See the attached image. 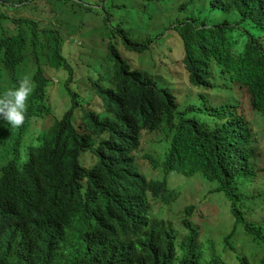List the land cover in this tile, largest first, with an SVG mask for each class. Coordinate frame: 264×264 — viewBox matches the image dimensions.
Returning a JSON list of instances; mask_svg holds the SVG:
<instances>
[{"label": "trees", "instance_id": "1", "mask_svg": "<svg viewBox=\"0 0 264 264\" xmlns=\"http://www.w3.org/2000/svg\"><path fill=\"white\" fill-rule=\"evenodd\" d=\"M88 1L95 7L76 0H0V62L4 66L0 79H4V91L18 86L27 76L28 66L36 84L25 124L13 129L0 120V144L12 141L22 149L26 139H33L40 145L24 153L25 161L16 154L15 162L0 172V215L27 222L39 216L41 232L47 237L49 230L69 229L71 215L77 217L75 232H79L84 222L76 211L77 204L87 208V229L82 226L80 231H86L96 248L76 264H219V259L208 261L205 257L207 247H213L212 233L200 235L199 227L187 217L183 219L185 233L181 234L170 222L146 215L145 198L141 216L136 212L125 215L122 208L110 204V191L103 185L112 170H119L110 169L115 146L126 138L138 137L143 130L165 131L169 121L148 100L149 87L158 88L154 77L126 57L115 40L118 36L127 50L146 55L155 52L151 37L120 29L117 23L112 38L111 28H106L111 38L105 46L106 57L88 48L79 56L80 70L74 67L76 52L82 48L79 40L92 31L91 17L78 8L84 6L86 12L102 15L107 27L111 20L117 22L112 14L119 7L117 0ZM151 1L165 0L146 3L153 4ZM189 1L182 9L193 2ZM221 2L248 20L244 27L249 35L261 33L264 0ZM173 33L186 42L188 56L203 55L207 65L216 60L219 51L227 49L229 38L223 29L198 30V25L181 24L174 25ZM238 35L242 44L248 43L246 34ZM240 65L242 80L251 87L252 107L264 113V60L256 50H250ZM58 88L63 90L62 101L66 103L60 116L55 113L53 98ZM160 91L176 99L169 89ZM130 94L136 99H130ZM50 117L54 122L48 125ZM86 152L97 160L96 165L81 163ZM242 169L257 176V167L244 165ZM243 222L241 215L237 223ZM245 225L247 234L263 248L260 258L251 262L243 252L234 250L230 242L233 231L224 238V250L233 249L236 264H264V229L249 221ZM31 242L32 238L18 243L0 232V264H67L66 258L51 255L48 238L37 237L34 248Z\"/></svg>", "mask_w": 264, "mask_h": 264}, {"label": "clouds", "instance_id": "2", "mask_svg": "<svg viewBox=\"0 0 264 264\" xmlns=\"http://www.w3.org/2000/svg\"><path fill=\"white\" fill-rule=\"evenodd\" d=\"M189 2L188 0L185 3ZM152 3L158 4L160 1ZM192 4H195V0L189 6ZM178 9L183 10L181 6ZM212 9L225 13H235L236 16L233 17L232 21L214 26L208 24L206 20L200 21L195 18L186 19L182 25L184 27L190 24L198 25V30L223 29L229 38L226 41V51H219L216 60H211L207 65L203 55L188 56L187 48H185L186 42L182 40L184 50L169 66L167 57L174 55L172 50L178 34L173 33L174 24L170 23L163 35L169 39L167 46L161 50L163 58L159 60L157 66L153 67L157 71L156 67L163 64L165 69H168L174 78L173 85L178 95L187 94L184 86L187 80L192 87L207 89V92L203 93L201 97L208 103V106L205 107V110L192 105L181 107L174 91L170 87H163L169 89L176 96V99L171 94L160 91L162 89L158 85L160 79L150 72L158 88L149 87L151 91L148 100L152 101L156 108L166 115L169 121L168 128L165 131L143 130L138 137H130L120 141L113 149V161L110 163V169L119 170H112L106 176L107 182L103 187H107L110 191L111 206H119L125 215L127 212L131 214L136 212L137 215L141 216L142 199L145 198L147 201L145 214L152 217H155L151 211L153 208L152 200L171 207L185 201L203 200L208 194H211L210 197L214 194H222L225 199L224 203L229 204L233 217L230 231L226 235L228 236L232 231L235 233L230 238L231 242L238 227L244 228L245 223L250 220L247 219L242 206L244 202L243 187L247 182H251L255 176L252 175L251 170L244 171L242 166L253 167L252 162L258 154L256 133L246 112V107L250 105L251 114L261 116L260 120L264 122V113L258 109L254 110L252 107L251 87L242 80L240 64L250 50H256L264 60V26H260L261 33L257 36L249 35L244 27V22L248 20H245L240 12L229 10L221 0H214ZM92 29H97V27ZM239 32L246 34L249 39L248 43H241ZM105 33L108 36L106 27ZM110 39L108 36V41ZM151 46L155 52L159 50L153 40ZM236 49L237 51H235ZM137 63L141 64L143 68L146 67L145 61ZM218 70L222 78L220 82L216 80ZM35 88L36 84L31 77L25 76L19 80L18 86L9 88L0 94V120L6 121L13 129L22 127L27 117L28 102ZM215 89L229 91L233 97L224 100L215 99L209 95V92ZM55 95L53 92V98ZM57 96L60 98V103L56 105L54 99V106L65 109V106L61 104L62 95ZM130 99H136V96L130 94ZM56 111L55 108V113ZM160 137L170 140V148L163 163L157 162L147 153L152 142ZM26 141L34 142L33 139H26ZM90 156V161L82 156L81 163L86 167L97 164V160L91 154ZM139 167L152 171L161 169L163 178L148 179L139 170ZM173 173L190 180V185L186 186L183 191L178 189V185L183 181L175 179L174 184H171L169 177ZM208 183L212 184L209 188ZM206 188H208L207 191H205ZM204 191L205 196L201 198ZM194 209V205H189L184 209L183 228L185 217L197 226L191 220ZM76 211H80V216L84 222V225H80L79 232H75L77 217L74 215H71L67 221L70 226L69 229L63 227L59 232L53 229L49 230L47 237H45V232H41L39 216L31 222H27L24 218L13 221L0 215V232L9 235L13 241L18 243H24L32 238L33 248L37 237L40 239L48 238L49 251L53 257L66 258L67 264H76L96 248L92 244V240H88L86 231H80L82 226L87 229L89 210L77 204ZM241 215L244 222L237 223V219ZM161 219L170 222L169 219ZM256 227L262 229L261 226L256 225ZM253 241L255 240L253 239ZM0 249H3L1 243ZM108 264L114 263L109 262ZM219 264L224 263L219 260Z\"/></svg>", "mask_w": 264, "mask_h": 264}, {"label": "rangeland", "instance_id": "3", "mask_svg": "<svg viewBox=\"0 0 264 264\" xmlns=\"http://www.w3.org/2000/svg\"><path fill=\"white\" fill-rule=\"evenodd\" d=\"M81 5H86L88 7H95L88 0H76ZM188 0H165L158 4H147L146 1H133V0H117L119 7H116L112 14L117 19V22L111 20V24L107 27L104 23V17L98 14L86 12V7L80 6L78 11H83L82 14L92 19V28L97 27V29H92V31L81 37L79 40V45L82 44V48L78 49L76 52L77 55L74 59V67L77 70L79 69L78 63L81 62L80 54L85 52L88 48L94 50L99 56L106 57L105 46L107 45L108 36L105 33V27L111 28V38L112 30L116 28V24L120 23V29L131 30L134 34H143L151 37L156 44V47L159 48L158 51L153 54L142 55L138 51L127 50L123 41L120 37L115 36V40L118 42L123 54L126 57H129L137 62L145 61V69L151 73L158 76L160 79L158 85L160 88L170 87L176 94V88L173 85L174 78L169 73L168 69H165V66L162 64L156 67L157 71L153 69L155 63H159V60L163 58L161 54L162 48L166 47L169 39L163 37L165 29L170 23L180 26L188 18L199 19L200 21L206 20L211 26L225 23L226 21H232L233 17L236 16L235 13H225L220 10L212 9V2L214 0H195V4L190 5L188 8L180 10V7L183 3ZM62 18H66L63 16ZM174 27V26H173ZM181 46V49H180ZM184 50L183 42L180 36L176 35V42L173 45V53L171 57H167L168 64H172L173 60L181 55V52ZM4 67L0 62V70ZM6 73V69L4 70ZM33 69L31 66L26 68L27 76L31 77ZM220 71L216 75V80L221 81L222 78L219 75ZM1 77V71H0ZM216 82V81H215ZM217 85H219L216 82ZM187 94L186 95H177L178 100L181 104V107L187 106H196L205 110V107L208 106V103L201 97L203 93L207 92V89L203 87H192L188 80L184 84ZM220 86V85H219ZM0 90L3 93L5 90L4 79H0ZM55 104L60 103V98L57 95H62L65 99L62 89H57L54 91ZM209 95L215 99H231L233 94L229 91H224L222 89H215L209 92ZM66 106L65 101L61 103ZM56 114L58 116L62 115L65 111L63 108H58ZM246 112L251 119L252 127L256 133V147L258 154H256L255 159L252 162V165L257 167V176L251 181L247 182L243 187L244 193V202L242 204L243 210L247 216V219H250L249 222H253L258 226L264 228V122L260 120L261 116H253L250 112V105L246 107ZM197 115V114H196ZM192 116V115H191ZM200 116V115H197ZM54 122V117H50L47 124L51 125ZM40 147L38 142L25 141L23 148L20 149V146L14 144L12 141H4V144H0V172H3L14 161V158L17 154L21 161H25L27 156H24V153H30L35 149ZM170 148V140L165 137L157 138L150 147L148 148V155L156 160L157 162L163 163ZM22 151V154H21ZM83 158L87 161L91 160L90 153L83 155ZM139 170L148 178V179H162V171L158 169L152 171L150 169H143L139 167ZM175 179H181L183 182L178 185V189L181 191L188 185L191 181L179 176L176 173H173L169 177V182L174 184ZM212 186L211 183H208V188ZM205 189V191L208 190ZM205 191L202 193L201 198L205 196ZM211 194H208L203 200H192L185 201L183 203L173 205L171 207L165 206L162 203L152 200L153 208L151 211L153 215L160 218H166L170 220V223L181 233L184 234L185 230L182 226V218L184 216V209L189 205H194L195 209L191 220L199 227L200 235L205 236L209 233H212L213 247H207V255L205 256L207 260L217 258L221 260L224 264H236L234 259L233 252L228 248L226 252L223 247L224 238L231 228V220L233 217L231 215L229 204L224 203L225 199L222 194H214L210 197ZM231 245L238 250L243 252L246 256L249 257L251 262H254L260 258V251L262 247L258 245L257 242L253 241L252 237L247 234L243 227H238L235 237L231 241ZM263 252V251H262ZM255 254L254 258H250V255Z\"/></svg>", "mask_w": 264, "mask_h": 264}]
</instances>
